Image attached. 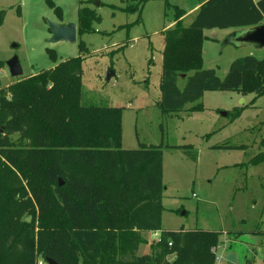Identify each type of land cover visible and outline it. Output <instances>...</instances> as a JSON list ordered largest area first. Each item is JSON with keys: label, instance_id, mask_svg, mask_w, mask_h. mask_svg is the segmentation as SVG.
<instances>
[{"label": "trees", "instance_id": "16d2710c", "mask_svg": "<svg viewBox=\"0 0 264 264\" xmlns=\"http://www.w3.org/2000/svg\"><path fill=\"white\" fill-rule=\"evenodd\" d=\"M164 2L175 19L161 31L162 111H180L207 91L264 94V56L233 60L223 78L202 67L203 31L264 23V0H196L186 27V12ZM4 16L0 10V25ZM83 26L80 20L78 34ZM82 61L0 88V264H215L218 232L162 230V151L121 148L122 108L81 102ZM144 232H160V242L138 256Z\"/></svg>", "mask_w": 264, "mask_h": 264}, {"label": "rangeland", "instance_id": "374dc122", "mask_svg": "<svg viewBox=\"0 0 264 264\" xmlns=\"http://www.w3.org/2000/svg\"><path fill=\"white\" fill-rule=\"evenodd\" d=\"M168 1L184 10L196 2ZM0 10V88L83 57L82 104L122 108L121 148L162 151V229L218 232L215 264H230V253L236 264H245V257L264 264V94L207 91L180 111H162L161 31L175 19L164 0H0ZM47 20L77 26L82 20L85 30L74 44H51ZM191 20L187 16L183 25ZM232 32L203 31L202 67L220 78L233 60L264 53L224 44ZM13 57L22 69L17 78L7 66ZM109 71L114 75L107 80ZM237 109L241 114L233 119ZM259 155L262 161L252 164ZM154 241L153 232L144 234L138 255L151 253Z\"/></svg>", "mask_w": 264, "mask_h": 264}, {"label": "water", "instance_id": "95a60500", "mask_svg": "<svg viewBox=\"0 0 264 264\" xmlns=\"http://www.w3.org/2000/svg\"><path fill=\"white\" fill-rule=\"evenodd\" d=\"M99 5L98 2H96ZM47 26L50 30V37L47 42L55 44L58 42H69L74 44L77 37V26L75 23L70 22H61L56 23L51 20H47ZM224 44L232 45L235 48L242 46H251L254 49L261 50L264 49V23L258 24L253 27L246 29H239L233 31L229 36L224 40ZM9 73L11 77L17 78L22 75V69L20 67L19 61L16 57H13L7 62ZM114 75L113 72L109 71L107 73L106 79ZM181 78H184V75H180ZM58 185H62V181L58 180ZM26 222L30 221V218H26ZM226 261L230 264H236L237 259L234 253H230L226 257ZM45 264H58L50 258L44 259Z\"/></svg>", "mask_w": 264, "mask_h": 264}, {"label": "crops", "instance_id": "0c3cea01", "mask_svg": "<svg viewBox=\"0 0 264 264\" xmlns=\"http://www.w3.org/2000/svg\"><path fill=\"white\" fill-rule=\"evenodd\" d=\"M253 1H258V0H253ZM199 7V4H198V2H195L191 7H190V9L189 10H184L185 12H186V14H185V16L183 17V20H182V23H184V21H185V19H186V17L187 16H191L192 18H193V16H194V14H195V12H196V10H197V8ZM173 24H174V21H172V23L171 24H169L168 25V27H171V26H173ZM189 25V24H188ZM188 25H186V26H188ZM185 26V27H186ZM167 27V26H166ZM166 27L164 28V29H166ZM233 31H235V30H233ZM215 41V40H214ZM264 56V53L261 55V58ZM261 58H259V59H261ZM181 78V77H180ZM9 85V84H8ZM162 230H164V229H162ZM165 231V230H164ZM146 233H148V232H144V233H142V235L141 236H143L144 234H146ZM156 233L157 232H153V235H156ZM252 235V234H251ZM157 236V235H156ZM160 237V236H159ZM139 247H140V245L138 246V249H137V252H136V255H138V251H139ZM153 252V251H152ZM152 252L151 253H146V254H152ZM214 252V251H213ZM143 255H145V254H143ZM138 256H141V255H138ZM170 259L172 260L173 259V256L172 257H170ZM247 259H246V257H245V261H246Z\"/></svg>", "mask_w": 264, "mask_h": 264}, {"label": "built area", "instance_id": "2783aa9c", "mask_svg": "<svg viewBox=\"0 0 264 264\" xmlns=\"http://www.w3.org/2000/svg\"><path fill=\"white\" fill-rule=\"evenodd\" d=\"M155 243L160 242V237L157 238V236L155 235ZM168 246H171V243H168ZM36 264H45V262L43 260H38V262Z\"/></svg>", "mask_w": 264, "mask_h": 264}]
</instances>
